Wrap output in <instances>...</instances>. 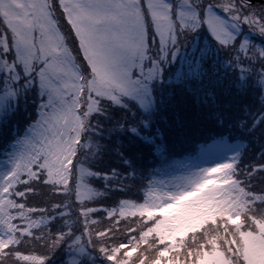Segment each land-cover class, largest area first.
I'll return each mask as SVG.
<instances>
[{
    "label": "rangeland",
    "instance_id": "1",
    "mask_svg": "<svg viewBox=\"0 0 264 264\" xmlns=\"http://www.w3.org/2000/svg\"><path fill=\"white\" fill-rule=\"evenodd\" d=\"M3 2L7 4L10 0ZM57 7L60 10L52 0H15L12 8L17 18L13 25L18 31L7 27L5 17L0 14V116L3 115L6 119L13 112L12 116L21 117L24 113L29 115L31 103V109L38 112L35 122L28 126L21 138L15 139L10 153L0 158V189L9 183L14 185L9 192L0 193V200L8 197L20 203L18 198L23 196L18 197L17 192H24L25 197L32 198V192L27 194V190L31 188L26 191L18 189L24 181L23 177L29 182L30 177H33L32 171L38 169V164H33L32 171H29L27 164L41 146L50 140H58L66 145L69 158H74L75 166L71 167L70 177H65L71 180L70 183L61 181L63 185H59L60 183L52 181L56 189L44 194L62 201L69 211L68 215L59 216L50 228L61 225L56 230L58 234L67 231L70 226L74 235H80L82 225L78 219V209L81 205L77 201L93 191L97 192L91 188L93 185L90 180L92 178L88 176L91 172L89 163L101 159L102 148L98 145L100 142L110 149L107 137L125 131H112L103 121L108 116L105 101L113 99L118 104L121 93L114 85L105 86L111 83L113 74L107 65L113 58H105L98 50H94L93 41L117 30L121 35H126L132 29L143 33L146 28L151 56L155 57L167 51L173 53L170 61L163 67L166 71L172 69L175 79V73L180 70L177 56L183 60L184 53L191 51L195 39L201 46L207 45L211 49L210 63L219 69L214 76H210L212 80L217 79L215 76H230L223 73V69L233 65L237 68L238 76H245L244 81L251 80L253 84L257 82L256 85H262L264 91V21L257 16L255 7L250 8L240 0H159V4L158 0H58ZM153 12H163L164 15L157 20L153 17ZM194 14H198L197 19H193ZM61 24H64L61 28L67 30L65 36L60 29ZM158 27L161 31H157ZM73 36L76 40L75 46L87 66L85 71L76 59L78 55L73 51ZM21 37L32 40L31 54H26L18 46ZM53 45L58 51L51 52ZM145 64L147 65V61ZM207 80L209 78L205 79ZM10 103L15 105L8 112ZM125 103L126 109L120 108L119 121L128 123L131 130L139 126L135 124L143 120V117L146 118L144 122L148 123L150 115L156 113L153 110L149 115L137 119L134 116L138 112L136 108L131 103ZM131 106L133 109L129 110ZM195 111L198 116L200 112ZM123 114L127 116L122 117ZM244 134L249 138L256 137L251 134L250 129ZM133 143L131 136L128 140L121 139L119 156L114 159V163H133L135 158L123 153ZM243 145L244 140L229 142L226 139H215L201 146L196 154L162 161L146 175V186L142 189L144 198L141 202L126 193L128 198L113 207L120 208L122 202H127L126 206L132 210H142L145 206L168 208V214L154 215L147 225L144 223L147 216L130 215L120 221L119 231L113 241L125 239L127 229L136 228L135 235L138 236L140 231L151 227L157 221L168 220V226L179 231L201 230L198 234H192L196 239L217 237L228 255L235 253L233 246L238 251L241 241H244L243 257L246 264H264V247L259 250L255 247L257 240L264 242V232L259 236L247 235L241 238L235 230L236 226L228 222L227 217L218 215L224 211L232 216L243 214L245 223L242 230L251 229L253 234L257 232V226L244 209L247 208L255 217H264V193L248 192L231 177L234 161ZM99 180L106 184L108 178ZM129 182H135V179L127 183L121 181L119 188L128 187ZM188 193L195 195L187 196ZM181 196L187 198L178 202ZM85 201L83 200L82 205L84 207ZM252 201L254 205L248 203ZM228 204L232 206L227 207ZM0 208H7L8 213L25 212L26 209L9 207L7 201L0 204ZM25 215L22 218L17 217L13 223H23ZM3 216L0 212V219ZM212 217L215 218V223L212 222ZM45 219H27L28 223H23L25 226L22 228L39 225ZM105 221L106 227L110 226L111 221ZM47 229L50 233L49 227ZM49 233L44 232V235ZM86 239L85 235V241ZM70 243V240H65L60 248L74 251L69 249ZM187 243H193L191 232ZM99 244V241H95L87 246L91 251L87 250L86 256L77 258L86 260L87 264H109L98 251ZM55 248H49L51 253H56ZM46 252L49 253L47 250ZM202 261L200 264H224L219 254ZM53 264H56L55 260Z\"/></svg>",
    "mask_w": 264,
    "mask_h": 264
},
{
    "label": "trees",
    "instance_id": "2",
    "mask_svg": "<svg viewBox=\"0 0 264 264\" xmlns=\"http://www.w3.org/2000/svg\"><path fill=\"white\" fill-rule=\"evenodd\" d=\"M52 2L60 10L57 7L58 0H52ZM247 4L250 8L255 7L257 16L264 21V2ZM62 25L64 24H61L60 29L65 36L67 30H63L61 28ZM71 40L74 41L73 51L75 55H78L76 59L81 63L82 70L85 71L87 66L83 63L81 52L75 46L76 40L74 36ZM249 52L251 53L252 51L249 50ZM215 69L217 72L219 71V69ZM223 73L230 76H215L217 78L215 80H212V77H210L203 84L194 83L192 85L194 93L196 89H199L198 103L197 94L189 93L186 88L165 87L154 90V111L156 113L150 115L151 119L148 123L144 122L146 120L145 117H143V120L136 122L137 124L135 125L139 126L135 130H131L128 123L119 121L121 115L118 116V114L121 112V107H118L113 99L106 100L105 109H107L108 116L107 118H103V121L109 125L112 131H125L107 137L106 141L110 149L101 142L98 144L102 148L100 154L101 159L94 163H89L91 169L89 176L92 178L90 180H92L91 184L93 185L91 188L97 190V192H94L98 195L91 201L85 199L86 207L103 205L110 209L120 201L127 199L128 195H125L126 193H129L130 197H133L136 201L141 202L144 198L142 189L146 185V175L148 176L150 170L155 169L164 160H171L186 154H196L201 146L215 139H227L229 142L244 140V145L240 148L238 157L234 161V169L231 177L235 181L237 180L241 186H244L248 192L252 191L257 194L264 193L263 87L262 85L259 86V84L256 85L257 82L253 84L251 80L244 81L245 76H238L237 68L233 65L223 69ZM255 85L257 87L253 88ZM170 91L172 95L169 94ZM262 101L263 103H261ZM14 105L15 103H10L7 111L9 112V110L13 109ZM32 105L33 103L30 104L29 110H31V114L29 115L24 113L21 117L19 115L12 116L13 112L8 114L6 119L3 115L0 116V158L10 153L15 139L21 138L28 126L35 122L38 112L35 109H31ZM132 106L140 112L135 104H132ZM132 106L129 110L133 109ZM195 110L200 112L198 116ZM138 112L134 113L137 119L145 116L141 115V112ZM125 116L127 115H122V117ZM249 129L251 134L256 136L255 138H249L244 134ZM129 136L133 138L134 143L130 148L125 149L123 153L127 156L134 157L135 160L132 164H129L127 161L114 163V159L119 156L118 151L121 139L128 140ZM40 171L41 169L37 174L43 172V170ZM103 177L108 178L106 184H103L99 180V178ZM133 179H135V182H129L130 185L128 187L123 186L124 189L119 188L121 181L127 183ZM23 180L25 181L24 177ZM59 185L63 184L60 183ZM28 188L31 189L27 190ZM18 189L19 191L27 190V194L30 192L33 193L32 198H30L31 196L18 198L20 199V203L25 205L26 209H35V211L26 212V219L46 218L39 225H31L29 227L32 236L29 237L27 233L24 235L20 246L21 250L35 255L39 264L44 259H47L48 264H53L54 260L56 264H64L68 263L71 256L79 257L75 251H67L61 249L60 246L54 249L57 250L56 253H51L49 250L52 246L53 237L57 235L56 230L62 227L59 225L50 228V226L56 219H59V216L69 214L67 205L64 206L62 201L44 195L46 192L49 193L55 190V186L52 183H44V177L41 175L39 180L30 177L28 184L22 183ZM61 199L64 201L63 198ZM60 211L63 213L60 214ZM18 217L22 218L23 216ZM105 220L101 218L99 225L92 227L104 228L105 226L106 228L105 224L107 222ZM109 223L111 224V222ZM17 225L21 228L23 225L25 226L21 222H18ZM47 227H49L50 233ZM196 231H190L191 241L193 243L191 245L188 244L189 247H193L205 240V238L201 237V239L197 238L193 241L192 234H198L201 230ZM44 232L46 234L49 233V235H44ZM19 235L20 233L17 232V236ZM112 242L109 241L108 246ZM236 248L233 246L235 253H238L239 250L237 251ZM46 250L49 252L48 254ZM87 250L91 251V248L87 247ZM213 257H215V254L206 256L199 261V264L203 262L202 260ZM234 257L237 259L236 256ZM239 262L246 264L244 258H240ZM7 264H15V262L9 257Z\"/></svg>",
    "mask_w": 264,
    "mask_h": 264
},
{
    "label": "snow or ice",
    "instance_id": "3",
    "mask_svg": "<svg viewBox=\"0 0 264 264\" xmlns=\"http://www.w3.org/2000/svg\"><path fill=\"white\" fill-rule=\"evenodd\" d=\"M14 3L15 0H10L7 4L0 0V14L5 17L7 27L13 31H18L13 25V21L17 18L14 8H12ZM163 15V12H153V17L157 20ZM197 17L198 14L193 15V19H197ZM196 27H199V23ZM157 31H161V29L158 27ZM49 39L51 38L49 37ZM18 46L23 48L26 54H31L33 51L30 38L21 37ZM93 48L102 53L105 58H113L112 62L107 65L113 74L110 78L111 83L105 86L114 85L121 93L117 106L125 107L127 106L125 102L135 104L145 116L155 110L154 90L175 87L179 89L186 88L189 93H194L192 87L194 83L203 84L206 78H210L216 73L215 65L210 63L211 49L207 45L201 46L199 41L194 39L191 51L184 53L183 60L177 56L180 70L175 73V79H173L172 69L166 71L163 67L166 62L170 61L173 53L167 51L155 57L151 56L148 49L146 28L143 33L136 29L128 31L126 35H121L118 30L108 33L93 41ZM56 51L58 49L53 45L51 52ZM51 52L48 54H51ZM145 61H147V65ZM101 83H104V81H101ZM198 92L199 89H196L194 93L197 94V103L199 102ZM169 94L172 95V92L170 91ZM33 164H38L36 171H32ZM74 166L75 160L69 158L66 145L58 140H50L37 150L34 157L30 158L27 169L32 171V176L36 180H39L43 175L44 183H51L52 181L60 183L63 181L67 184L71 180L65 179V177H70L71 167ZM40 169L44 171L37 174ZM27 182V180L23 181L25 184ZM12 187L13 184L9 183L0 189V193L9 192ZM16 195L18 197L24 196L25 193L17 192ZM96 195L98 194L93 191L77 201L81 205L78 209V219L82 225L81 234L74 235L69 226L67 231L57 234L52 242L53 248L63 246L65 240H70L69 249L74 250L79 257H84L87 255V246H91L94 241H99L98 251L105 256L109 264H199L202 258L212 254H219L224 264H238L239 259L244 258V241H241L239 252L232 255L225 253L217 237L207 238L199 244L189 247L187 241L192 230L179 231L169 227L170 222L168 220L157 221L151 227L140 231L138 236L135 235L136 228L127 229L125 239L113 241V237L119 231L121 220L130 215L147 216L148 219L144 221L147 225L148 220L152 219L154 215L166 216L169 209L148 208L145 206L142 210H132L126 206L127 202H122L120 208L112 207L111 209L103 205L98 207L82 206L83 200L91 201ZM192 195H195V193L187 194V196ZM186 198V196H181L178 198V202ZM4 201L8 202L9 207L25 208L23 203H16L8 197L0 200V204ZM248 203L254 205V201ZM231 206V204L227 205V207ZM27 211H35V209H25V212ZM244 211L257 226L255 234L251 232V229L242 230L245 223L243 214L232 216L229 212L224 211L218 213V215L227 217L228 222L236 226L235 230L241 236H259L261 232H264V217H255L247 208ZM0 212L4 214L3 218L0 219V225H3V227H0V264H7L9 257L12 258L15 264H39L35 255L22 251L20 247L26 233L29 237L32 236L29 227L19 228L16 223H13L18 216H24L25 212L8 213L7 208H0ZM101 218L111 221L110 226L106 228L92 227L93 225L98 226ZM22 222L27 224L28 220L25 219ZM212 222L215 223L214 217H212ZM17 232L20 233L19 236H17ZM85 235L87 236L86 241ZM192 239L195 241L196 237L193 236ZM109 241H113L110 246H108ZM153 241L155 242L153 243ZM233 242L235 243V240ZM255 247L259 250L264 247V242L257 240ZM233 256H236L237 259H234ZM42 264H48L47 259H44ZM68 264H87V262L83 259H77V256H71Z\"/></svg>",
    "mask_w": 264,
    "mask_h": 264
},
{
    "label": "water",
    "instance_id": "4",
    "mask_svg": "<svg viewBox=\"0 0 264 264\" xmlns=\"http://www.w3.org/2000/svg\"><path fill=\"white\" fill-rule=\"evenodd\" d=\"M247 1H252V0H247Z\"/></svg>",
    "mask_w": 264,
    "mask_h": 264
}]
</instances>
